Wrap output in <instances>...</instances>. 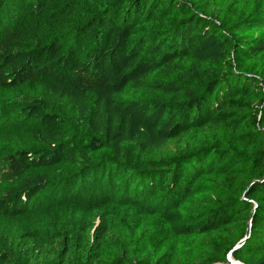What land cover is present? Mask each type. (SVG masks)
Returning <instances> with one entry per match:
<instances>
[{"label":"trees","instance_id":"obj_1","mask_svg":"<svg viewBox=\"0 0 264 264\" xmlns=\"http://www.w3.org/2000/svg\"><path fill=\"white\" fill-rule=\"evenodd\" d=\"M0 90V264H264V0H0Z\"/></svg>","mask_w":264,"mask_h":264},{"label":"rangeland","instance_id":"obj_2","mask_svg":"<svg viewBox=\"0 0 264 264\" xmlns=\"http://www.w3.org/2000/svg\"><path fill=\"white\" fill-rule=\"evenodd\" d=\"M2 1V0H1ZM4 95L2 94V91L0 90V107L4 104ZM11 129V126L7 122L0 121V134H4L5 132L9 131ZM19 134V132H16ZM20 146L21 148H32L35 149L37 146L28 144L26 142H23ZM16 146H12V143H9L8 141L2 142L0 144V155L4 154V151H7L9 148H16ZM119 187V186H116ZM4 188L3 182H0V193L2 192ZM88 193H92L93 199L90 201L88 198H81L80 201L76 200L75 194H71L68 190L65 192L63 204L67 203V205H72L74 208H77L79 206H84L85 208L90 207L91 203H96V201H103L102 194H100L102 190V186L99 185L98 189L92 190V187L88 185ZM64 189L62 187V184L60 182H50L49 185L42 190L37 196L31 199L29 205V209L27 210V213L23 217V221L28 226H33L38 221H41L42 218H51L54 216L57 212V210L60 208L58 206L60 204V194L63 193ZM70 193V194H69ZM100 200H98V199ZM64 206V205H63Z\"/></svg>","mask_w":264,"mask_h":264},{"label":"water","instance_id":"obj_3","mask_svg":"<svg viewBox=\"0 0 264 264\" xmlns=\"http://www.w3.org/2000/svg\"><path fill=\"white\" fill-rule=\"evenodd\" d=\"M249 234V228L247 229V232H246V236ZM243 240H241L239 243H242ZM229 261H230V264H242L240 263L239 261H236V260H232L230 257H229Z\"/></svg>","mask_w":264,"mask_h":264}]
</instances>
